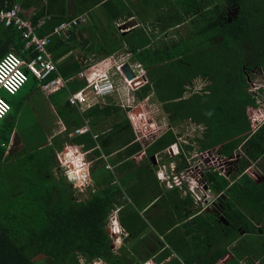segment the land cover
<instances>
[{"label": "trees", "instance_id": "16d2710c", "mask_svg": "<svg viewBox=\"0 0 264 264\" xmlns=\"http://www.w3.org/2000/svg\"><path fill=\"white\" fill-rule=\"evenodd\" d=\"M37 1H46V4L35 12L31 21L34 25L43 22L36 33L40 37L51 36L48 50L53 53L55 60L79 47H84V52L89 54L87 56H106L119 51L132 53L133 59L145 66L150 80V84L142 93H137L140 99L155 91L171 117L181 114L177 121L172 117L173 123L191 120L197 125H206L205 139L200 136L194 139L202 146L201 150L220 147V153L228 158L240 155L232 176L234 180L240 176L241 181L231 188L228 189L229 182L225 178L216 173H207V179L212 187L217 191H225L214 213L211 212L210 218L207 219L209 236L215 241L214 246L217 250L214 252L203 245L197 255L191 254L192 259H188L189 263L198 261V264H217L225 257L227 245H232L236 237L244 233L249 236L256 235L258 239L255 244L257 249H260L254 251L247 245L240 244L232 250V258L227 264H264V227L260 225L264 215V176L257 168L251 169L257 176L263 178L242 175L264 157V123L252 121L248 114L249 109L259 107V96L250 90L255 81L247 73L250 67L255 73H262L264 77V0H205L208 4L200 2L198 6H192L189 0H154L153 3L152 0H143L145 5L149 6L152 3L153 7H157L154 8L155 19L159 18L157 21L163 28L155 35V43L140 26L127 33L119 32L118 21L136 16L129 8L128 0H0V7L6 5L11 7L19 3L28 9ZM160 6L161 8L165 6V10L163 8L160 10ZM96 8L104 11L116 31L114 35H111L108 25L98 27L97 43L93 44L83 34L89 32L88 26H79L71 30L68 37L53 34L56 26L81 15L88 16V13ZM137 12L142 22L144 20L142 11ZM185 12L191 13L190 21L184 17ZM170 15L178 20H171L173 18ZM146 21L147 19L144 24ZM188 22L190 23L187 27L178 30ZM172 28L174 31H170ZM139 29L142 31L139 32ZM0 35L7 38L8 44L10 41L16 44L17 50L25 47L23 31L14 26L7 27L0 23ZM108 39L112 46L105 48L103 42ZM178 46L183 49L179 50L176 48ZM28 49H31L29 51L31 55L32 51L36 54L35 47ZM203 57L206 59L198 63L197 58ZM191 65L196 66L198 70L199 75L195 77L202 76L204 79V88L186 98L185 82L192 81L186 75V70L191 69ZM59 67L64 78L72 77L81 68L78 63L68 71L64 69L62 72L63 64ZM201 67L206 70L201 72ZM56 75L54 74V77ZM32 79L36 80L29 74V81L24 87ZM82 87V83L75 84L71 90L76 92ZM261 91L264 92V89L261 88ZM239 93L244 96L238 97ZM17 96L18 93L13 97ZM215 96L219 101L215 100ZM9 97H11L9 94L3 96L10 104L11 110L0 122V129L11 133L15 128L19 108L14 106ZM191 104L195 105V112H184L182 106L190 107ZM233 109L238 110L236 115H232ZM119 115L123 117V121ZM100 116L102 118L97 119V122L113 117L115 124L119 121L120 125L118 127L114 125L113 131L103 137L104 141L96 139L97 137L94 139L89 132L75 138L74 143L81 145L86 151L92 149V153L102 161L103 154L109 156L119 151L117 154L119 162L124 161L122 157L127 158L125 166L131 169V172H127L120 179L121 183L120 180L115 181L112 173L107 174L110 178L97 183L99 188L88 198L76 196L67 176L57 181L50 175L52 156L43 149L19 159L17 170L19 182L16 187L14 186L16 188L14 196L9 198L2 191L9 190L4 182L3 159L7 151V145H4L6 147L0 153V264H42V260L47 258L50 260L49 264H81L79 255L85 258L86 263L101 259L109 264H134L137 255H140L135 243L130 245L131 250L128 253L115 257L111 237L107 232L109 216L115 210L118 198L125 194L127 180L132 178L135 172H146V175L151 177V181H148L151 185L154 183L152 178L156 173L150 162L138 169L135 168L134 161L130 160L143 150V146L134 142L135 136L126 113L111 103ZM238 119L244 122L245 129L240 135L232 134L230 130L232 124H241ZM82 124L83 121L79 120L73 128H79ZM123 129L125 130L121 133ZM176 142L177 136L171 129L152 142L147 148V153L151 156L162 153ZM6 143H9L8 138ZM97 143L100 147H97ZM193 148V144L185 145L183 153ZM233 190L236 192V199L247 201L252 191L249 205L240 206L249 211L251 208L258 210L261 219L260 223L257 222L259 227L252 224L248 220L249 217L229 199L230 193V198L233 196ZM186 202V205L190 204V200ZM206 214L207 212L202 213V216L196 217L193 221L197 224L202 223ZM222 216L226 219H222ZM231 224L234 227H231ZM125 226L127 227L126 224ZM127 228L130 236L126 242H134L139 231L137 227ZM201 245L197 243L196 248ZM219 245L225 247L220 248ZM182 248L176 245L177 252H182Z\"/></svg>", "mask_w": 264, "mask_h": 264}, {"label": "crops", "instance_id": "0c3cea01", "mask_svg": "<svg viewBox=\"0 0 264 264\" xmlns=\"http://www.w3.org/2000/svg\"><path fill=\"white\" fill-rule=\"evenodd\" d=\"M189 1L192 4V6H198L200 2H202L203 4L205 3L208 4L207 1L205 0H198V1L189 0ZM152 3L145 8L146 10L142 11V17H147V21L145 24L146 27H141V28L148 37L150 36L148 34L147 29L150 30L151 35L154 37H156L155 35L158 34L160 30L162 31L163 29L162 26L157 21L159 18L155 19L156 15L154 8L157 7H153ZM15 4H19V3H15ZM45 4L46 1H41V2L37 1L36 4H32L31 7L28 9L23 8L21 4L19 5L24 10V17L31 19V17L35 14V12L38 11L40 7L45 6ZM162 8L163 10H165V6H162ZM162 8L160 6V10H162ZM133 12L136 13L135 14L136 16L133 18L138 20V24L145 22L146 19L144 18L142 22L139 20L140 15L138 14L137 11H133ZM184 17H187L186 19L188 21L191 18V13L185 12ZM118 22L121 23L126 29L129 28L128 22L124 23V20H120ZM189 23L190 22L186 23L187 25L185 24L184 26L187 27ZM84 26H88L89 27L87 28L88 30L93 28V30L97 32L96 37L97 35H99V31H98L99 28L97 26H93L89 24V19L87 24ZM137 27L139 26H136L135 28ZM153 28H154V32H153ZM155 29H158V32ZM132 30L133 29H131V31ZM86 35H84V37H87L91 42V38H90L91 35L89 34V32H86ZM2 38L3 36L0 35V39ZM11 42L12 41H10V43L8 44L7 38L2 39V45H0V59L10 51H14L17 54H19L23 60H29L31 56L32 57L35 56L33 51H32L33 54L32 55L30 54L29 51L31 49L24 47L21 48L20 50H17V48L15 47L16 44H13ZM19 44L20 43H18V45ZM87 55L89 54L84 52V47H79L76 48L73 52L69 53L68 55H65L57 60L54 59L57 63L60 76H62V74L60 73L61 67H59L61 64H63L62 72L64 71V69H66V71L70 70L71 68L74 67V65H76V63H78L81 66L80 69L78 68L79 72L73 74V77H75L76 80H74V82L72 83H69L67 87H62L57 91H44L43 88L40 86L39 81L37 79L36 80L32 79L30 80V83L23 88L24 90H26L25 93H21V91L23 90L21 89V91L18 93V96L16 98L9 97V100H11L14 106H17L19 108V112L15 119V128L13 129V131L10 133L8 131H5L4 129H0V153L2 152L3 148L6 147V146L4 147V145L5 144L7 145V151L5 152L6 154L3 159V165H4V176H5L4 182L7 185V187H9V190L6 188L7 191L4 190L2 191L6 193V195H8L9 198L14 196L16 191L15 187L19 182L20 176L17 171L19 159L24 158L25 156L29 155L32 152H38L41 149H43V151H47L48 154L52 156V162L50 165V175H52L54 179L58 181L60 179L55 178L58 176L57 172L58 171L64 172V168H63L64 165L61 159L64 153L66 151L69 152L70 149H73L75 150V153L72 154L75 156L78 153L81 155L82 152L80 150H84L81 145H77L74 143L75 138H77L80 135L91 132L93 138L97 137L96 139L99 138V140L101 139L103 140V137H105L106 134H109L111 131H113V129L115 128L114 125H117V127L120 125L119 121L118 124H115V119L113 117H111L109 120L102 119L101 122H97V119L102 118L100 116L102 111H104L105 108L111 106L110 101L106 102L105 100L104 101L98 100L99 102L96 103V106L91 105V107H88L87 105L83 107H77L69 103L70 95L75 93L74 91L71 90V88L75 84L81 83V79L77 78L78 77L77 75L89 67L87 63L101 61L105 57V55L104 56L103 55L87 56ZM70 57H74V58L70 59ZM62 78L64 77L62 76ZM64 79H68V78H64ZM185 84L187 90H185L184 95L186 98H189L191 95L200 92L204 88V83L202 85L199 84L195 85L194 87L192 86L191 82L187 83L186 81ZM132 98L136 99L134 95H131V99ZM145 102L157 103L159 107L161 106L160 108L162 109V113L165 116L166 120H168V123L170 125V127L166 129L157 138L161 137L163 134H166L169 130L172 129L174 134L177 136V142L174 143L173 145L181 146L184 150L186 141L182 140L183 137L182 133L178 129H176L178 125L184 122L186 123L190 122L194 124L195 127L201 128L202 131L198 135H196L194 139L197 136H200V138H202L205 131L207 132V128L205 129L206 125L203 124L197 125L191 120L173 123L172 122L173 119L170 113L167 111V108L164 106V104L158 99V95L156 94L155 91H152L151 94L146 96ZM40 104H42V108L46 110V115L37 117L36 121L30 123L29 126H20L21 113L24 107L26 105H31L36 110ZM142 109L143 108L137 110L136 114L139 113ZM88 112L89 115L87 114ZM125 113L128 118L129 117L128 112ZM248 114L250 117L249 111ZM119 117L121 119L120 115ZM79 120L83 121L82 126L79 128H85V127L89 128V130L83 134H76V130L79 128H73L74 124ZM69 127H71L73 130H71ZM124 130L125 129H123L121 133ZM132 132L134 134L133 130ZM133 136H135L134 142L140 143L143 146V150L132 156L130 160L134 161L135 168L138 169L143 166L145 167L147 164H149V162L151 163V167H154L156 173V176L152 178V181H154L153 183L154 197L151 199V201H148L147 203L145 202L140 203V200L137 196H136L137 200H134L132 197L131 199L129 194H123V197L118 198L117 202L119 201L118 203H120L121 205L118 203L115 204V210L112 211L114 218L112 219H115L118 222L119 227H121L127 233V235L118 237L120 241L123 242L122 246L118 247V250L121 251L120 255L123 256L124 253H128L131 250L130 245L135 243L139 249L140 255H137L136 260H134L133 262L134 264L140 262L141 264H198V261H192L191 263H189L190 261L188 259H192L191 254L196 253L197 255L198 250H201L203 245H206L209 250H214V252L217 250V248H215L214 246L215 241H213L212 237L209 236L210 232L208 231V227H207L208 226L207 219L210 218L211 212L214 213L213 209H207L204 212H200V208L196 206L194 198L190 194L185 195L183 193V190L179 189L178 187L173 189L165 188L163 182L158 176V172L162 167L167 169L166 170L167 172L168 171L170 172L174 166H176L180 170L185 169L189 163L196 162L197 160L196 155L198 154V152H202L205 150H201V149L199 150V148L195 149L196 145L193 144L194 145L193 150L191 151L185 150V153L182 152L180 154L175 155L172 151L168 153L166 149V151L162 153L159 152L151 156L148 155L147 148L157 138L154 139L151 143L144 144L143 142L137 140V136L135 134ZM7 138L9 139V143H6ZM97 147H100L99 143H97ZM216 149L220 150V147H217ZM83 153L85 155L87 154V157L89 155V159L87 161L83 160L82 161L83 165L80 168L74 170L70 168V170L66 175L68 177L70 172H74L76 174L75 176L78 177L77 180L74 178L75 180L73 182H70L68 179V181L72 183L73 189L74 186L77 187L78 185L80 188H83V190H86L87 194L78 195L75 193L77 197L81 196L83 198L86 197L88 198L90 194H94L96 192L97 188H99L97 183H101L105 180L104 178L99 180L98 179L99 174H102L100 176H104L109 173H112L114 175L115 181H118L119 179H122L127 172H131V169H128L127 166H125L127 158L122 157V160L124 161L119 162L117 156L119 151H116L115 153L109 156L103 154L102 157L104 161H102L100 158H97L92 153V149L89 151L85 150V152ZM153 156L155 158L157 156H160L162 159L161 164L163 166L159 167V165H156V161L154 162L152 160ZM68 159L69 158L67 157V160ZM261 160L262 158L258 162H260ZM257 163H255L254 165H256ZM80 170H82L81 178L80 176H77V171ZM216 174H218V176L225 178L229 182L228 189L231 188V186H233L234 184L240 183L241 181L240 176H237V178L234 180L232 174H230L229 177H225L223 175H220L219 173ZM242 175H247L248 177L252 178L250 173L242 174ZM261 178L263 177L260 176V179ZM125 188L127 187L125 186ZM212 189L215 194L222 193V195H225V191H217L213 187ZM251 194L252 191L250 192V196H248V201H251V196H252ZM230 196L231 193L228 197L232 201V203L236 205L238 209L242 208V206H240L241 204L249 205L247 200L241 198L236 199L235 190H233V196L231 198ZM138 200L139 203H137ZM186 200H190V204L186 205L187 203ZM206 212H207L206 214L207 217L204 216L202 223L197 224L193 221L196 217L202 216L201 214ZM111 215L109 216V219ZM248 217H249L248 220L249 221L252 220L255 226L259 225L257 224V221H255L254 223V220L252 217H250V215H248ZM222 219H226V218L222 216ZM263 223H264V215H263L262 223L260 224L261 226L264 227ZM125 224L127 225V227H137L139 232L135 237L134 242H126V239L130 235H129V230L125 226ZM231 227L234 226H232L231 224ZM117 232L118 231H116V234ZM168 234H170V240L168 239ZM247 236L249 235L243 233L241 236L236 237V240L235 242H233L232 245L231 244L227 245V248H225L227 251L225 257L223 259H220L217 264H227L228 261L232 258V254H233L232 250L238 247L240 243L244 240V238ZM110 237H111L110 239L111 245L113 247L114 244L112 243V239L116 240L117 238L115 237V235ZM197 243H200L202 245L196 248ZM176 245L182 246L184 248V249L182 248V252H177ZM219 246L220 248L225 247L223 245H219ZM78 259L82 264L86 263L84 257L79 255ZM94 261H96L95 264L97 263L99 264L100 262H102V264H109L105 260H101V259H95ZM41 263L49 264L50 260L47 258L42 260Z\"/></svg>", "mask_w": 264, "mask_h": 264}, {"label": "built area", "instance_id": "2783aa9c", "mask_svg": "<svg viewBox=\"0 0 264 264\" xmlns=\"http://www.w3.org/2000/svg\"><path fill=\"white\" fill-rule=\"evenodd\" d=\"M87 22V15L78 16L56 26L53 34L68 37V33L71 30L84 26ZM0 23H4L7 27L14 26L18 30L23 31L25 47H35L36 51L35 56L29 60H23L14 51L6 53L0 59V91H5L11 96L16 95L29 81V74H32L39 81L44 91H57L62 87H67L69 83L76 80L73 76L64 79L59 75L57 63L52 53L48 50L51 36L45 35L40 37L36 33L37 28L43 22L34 25L31 19L24 17L22 7L19 4H14L11 7L7 5L0 7ZM131 60V54L125 59L121 56H115L113 60L114 72L111 75H107L105 72L103 74L96 73L97 69H95V65L87 63L89 67L77 75V78L81 79V83L84 85L80 90L70 95L69 103L77 107L86 105L91 107V105H95V102H99L100 98L111 96L116 99H126L120 105L124 109L127 107L132 109L136 103V99H131V91L142 89L148 81L143 65L141 63H131ZM126 64L132 68L135 74L131 80L127 79L122 72V68ZM54 74H57L56 77H54ZM118 75L122 77L116 83L113 79ZM261 88L264 89V87L257 86L255 82L252 84V91L256 92L257 96H259V107L251 109L253 113L251 120L258 123L264 122V119L258 114V112L262 113L261 104L259 103L260 98H264V92H260ZM262 104H264V100ZM10 110V104L0 96V122L7 116ZM88 130V127L79 128L76 130V134H83ZM144 134H146L144 135L146 139L148 133ZM171 151L177 155L180 149L177 145H172L170 148H167L168 153ZM196 157V162L189 163L185 169L180 170L174 166L170 172H167V169L162 167L158 172V176L165 188L173 189L178 187L183 190L185 195L190 194L194 198L196 206L200 208V212H204L207 209L216 208L222 196V193H214L211 182L207 179V173H219L220 175L229 177L234 168L233 162L235 159L222 155L218 149L198 152ZM77 176H79L78 173ZM74 178L77 180L78 177L75 176ZM112 220L113 224H115L116 220ZM109 228L112 227L109 225ZM116 230L118 231V229ZM121 232L127 234L122 228Z\"/></svg>", "mask_w": 264, "mask_h": 264}, {"label": "rangeland", "instance_id": "374dc122", "mask_svg": "<svg viewBox=\"0 0 264 264\" xmlns=\"http://www.w3.org/2000/svg\"><path fill=\"white\" fill-rule=\"evenodd\" d=\"M153 1L154 0H152V2ZM127 2H128V6L131 9V11H140L141 12V11L146 10L145 8L147 7V5L144 4L143 0H135V2H134V0H128ZM171 17L173 18L171 20H178V18L175 19L173 16H171ZM87 18L89 19V24H91L93 26L104 27V26L108 25V28H109L111 35L115 34L116 31H115V29H113L114 27L112 26V23L108 20L107 16L105 15L104 11L101 8H96L92 12L88 13ZM142 18L147 19V17H142ZM127 22L129 23V26L131 25V27L126 29V31L129 29H133L136 26L146 27V25L144 23L138 24V20H136L135 18H129L127 20L124 19V23H127ZM184 27L185 26H182L178 30H182ZM175 28H177V27H175ZM155 30H157V32H158V29H155ZM106 31H107V29L104 32H106ZM126 31H124V32H126ZM138 31L141 32L142 30L139 29ZM138 31H137V33H138ZM147 31H148L150 38L155 43V41H156L155 37L151 35L150 30L147 29ZM170 31H173V28ZM78 32H80V30H78ZM153 32H154V28H153ZM96 33L97 32L95 30H93V28H91L89 30V34L91 35L90 38H91L92 44L97 43ZM172 34H174V33H169V35H172ZM84 35H86V33H84ZM103 44H105V48H108L109 45L112 46L111 45L112 42L110 43V39H108L107 41H104ZM176 48H178L179 50L183 49L181 46H178ZM117 53L121 54V57L123 59L127 58L128 55L131 54L130 52L128 53V52H124V51H119V52H116L115 54H117ZM205 59H206L205 57L197 58V62L200 63V62L204 61ZM192 63H194V62H192ZM205 70L206 69L204 67H201V72H204ZM248 70H250V71H247V73H249L250 77H252L253 80L255 81V83H257V86L264 87L263 74L258 73V72L255 73L254 69L250 68V67H248ZM186 71H187L186 75L188 76V78L191 80H194L195 83L199 84L203 80V78H201L202 76L201 77H195V76L199 75L198 70H196V66L191 65V69L186 70ZM173 81L176 82V80H173ZM254 89H255V87H254ZM250 90L252 91V88ZM25 92H26V90H24V89L21 91V93H25ZM3 95L4 96L7 95L6 92L0 91V96H3ZM243 96H244V94H242V93L238 94V97H243ZM11 98H13V96H11ZM214 98L216 101H219L217 96H215ZM263 100H264V98L263 99L260 98L259 103L261 104L262 113L258 112V114L261 118L264 119V104H262ZM115 103L117 105L120 104L119 102H115ZM160 107L157 103H151V102H145L144 101L140 104L139 102L136 101V103L133 105L131 112L128 111V116L131 118V120H129V121H130V124L132 126V130L134 131V134L137 136V140H139L140 142H143L144 144L151 143L154 139H156L166 129H168L170 127L168 120H166L165 116L162 113V109ZM140 108H143V109L139 113L136 114L137 110H139ZM182 108H183L184 112H195V105H192V104L190 105V107L186 105V106H182ZM232 112L234 113L232 115H236L238 110L233 109ZM249 113H250V118H252V114H253L252 110H249ZM44 115H46V110H44L42 108V104H40L36 110L33 106L26 105L24 107L22 113H21V121H20L21 125L20 126H29L30 123H33L36 121L37 117L44 116ZM180 116H181V114H177V115H174L172 117L174 120L177 121L180 119ZM122 118L123 117H121V120H122ZM239 122L241 124H239V123L232 124V126L230 127L232 134H239L240 135L244 131V129H245L244 122H242L240 120H239ZM110 124H111V122H110ZM206 128H207V126L205 127V129ZM176 129H178L182 133V135H183L182 140L183 141H186L187 143H193L194 145H196L195 149L199 148V150H200V148L202 146L200 145V143L198 145V143H196L194 141V137L202 131L201 128L195 127V125L190 123V122H187V123L184 122V123L178 125L176 127ZM144 133H148V135L146 136V139L144 136L146 134H144ZM223 136L224 135L222 133L221 137H223ZM202 138L205 139V136L203 135ZM211 149H213V148H211ZM70 150L75 151L73 149H70ZM80 151L82 152V154L80 155L78 153L77 159H79L81 161H83V160L87 161L89 159V155L87 157V154L85 155L83 153V152H85V150H80ZM68 153L69 152L66 151L64 153V155L62 154L63 156L61 157V159H62L63 165H64V167H63L64 172L58 171L57 172L58 176L55 177L57 179H62V177H65L67 175L68 171L70 170V167H68V163H67V161H68L67 160V154ZM155 161H156V165H159V167L163 166L161 164L162 159L160 156H157L155 158ZM255 168H257L258 171L264 176V157L262 158V160L260 162H258L255 165ZM100 175H102V174H99V178H98L99 180H101L102 178H104V179L110 178V175H104V176H100ZM129 176H131V174H129ZM149 180L151 181V177H149V175H146V172H142V171L135 172L134 176L127 180V184H126L127 188H125V194H129L130 198L132 197L134 200H137L136 199V196H137L140 200V203L141 202L147 203L148 201H151V199L154 197L153 196L154 187L152 186L153 184L151 185L148 183ZM120 183H121V180H120ZM74 190H75V193L78 195L87 194L86 190H83V188H80L78 185H77V187L74 186ZM128 192H130V193H128ZM139 200H138V203H139ZM240 210L243 211L246 216L251 215L253 220H254V223H255V221L260 222L261 219L258 215V210L251 208L249 211L243 207L240 208ZM112 218H114L113 213H112V215L108 221V224H110L112 222ZM237 222L239 223L238 220H237ZM113 227H115L116 229H117V227H119L117 221ZM116 229H115V231H116ZM173 235H171V236H173ZM168 239L170 240V234H168ZM257 239H258V237L256 235L247 236L244 238V240L240 244H242V245L245 244L249 247V249L252 248L254 251H258L260 248L257 249V246L255 244L257 242L256 241ZM112 243L114 244L112 247V249H114L113 252L115 254V257H117L116 255H120V252H121L120 250H118V247L122 246L123 242L120 241L119 238H117L116 240L112 239ZM84 264H88V263H84ZM99 264H102V262H100Z\"/></svg>", "mask_w": 264, "mask_h": 264}, {"label": "clouds", "instance_id": "9594fccd", "mask_svg": "<svg viewBox=\"0 0 264 264\" xmlns=\"http://www.w3.org/2000/svg\"><path fill=\"white\" fill-rule=\"evenodd\" d=\"M119 24H121V23H117V27L120 29V32L122 33H127V32H129V31H131V29L130 30H127L126 31V28H123V25L121 24V25H119ZM122 27V28H121ZM134 29V28H133ZM124 31H126V32H124ZM112 56H113V58H112ZM115 56H121V54H119V53H117V54H112V55H107V56H105L101 61H95V62H92L91 64H93V65H95V69H97V71H96V73H100V74H103V72H105V73H107V75L109 74V75H111L113 72H114V65H113V60H114V57ZM131 58H132V60H131V63H141V62H138V61H136V60H134L133 59V56H132V53H131ZM142 64V63H141ZM126 65H128V64H126ZM143 65V64H142ZM128 67H129V69L131 70V72L133 73V75L135 76V74H134V71L132 70V68L128 65ZM143 68L146 70V74H145V76H146V79H147V84L142 88V89H140V90H136V91H131V94L132 95H134L135 96V98H136V101L137 102H139L140 104L142 103V102H144L145 100H146V97L144 98V99H140L138 96H137V93H142V91H143V89H145L149 84H150V80H149V78H148V75H147V69L145 68V66L143 65ZM122 72H123V74H124V76H126L125 75V73H124V71H123V68H122ZM122 76H117L115 79H113L114 81H116V83H118L119 82V78H121ZM126 78H127V76H126ZM128 79V78H127ZM133 79V78H132ZM129 80H131V79H129ZM100 100H102V101H106V102H108V101H110V103H112V104H114L115 106H118V107H120L121 108V110L123 111V112H128V111H131L132 109L131 108H129V107H127L126 109H124L120 104L122 103V101H126V99H116V98H113V97H111V96H106V97H104V98H100ZM114 100V101H113ZM115 102H119L120 104L119 105H117ZM93 106H96V102H95V105H93ZM129 118V120H131L130 119V117H128ZM264 122H262V124H263ZM191 144H193V143H187L186 142V145H191ZM194 146V145H193ZM179 147V149H180V151H179V153L178 154H180V153H182L183 152V148L181 147V146H178ZM216 149V148H215ZM209 150V149H208ZM219 150V149H218ZM223 155V154H222ZM240 158V155H235L234 156V158H232V159H235L234 160V162H233V166H234V168H233V170H232V173L231 174H233V172H234V169H235V163H236V161H237V159H239ZM255 164V163H254ZM253 164V166H251L250 168H248L247 170H245V172L243 173V174H247V173H250V175L252 176V178H260V176H257L256 174H255V172L251 169V168H255V165ZM248 171V172H247ZM223 196V195H222ZM221 196V197H222ZM221 197H220V199H221ZM217 208V207H216ZM215 210V208L213 209V211ZM113 221V220H112ZM109 225H110V227H112V228H109ZM114 226V224H113V222H111L110 224H108V228L107 229H109V231H110V236H113V235H115V237L116 238H118V237H120V236H123V235H127V234H123L122 232H121V227H117V229H118V232H117V234H116V231H115V227H113ZM114 229V230H113ZM95 262L96 261H92L91 263H89V262H87L88 264H95Z\"/></svg>", "mask_w": 264, "mask_h": 264}, {"label": "bare ground", "instance_id": "6f19581e", "mask_svg": "<svg viewBox=\"0 0 264 264\" xmlns=\"http://www.w3.org/2000/svg\"><path fill=\"white\" fill-rule=\"evenodd\" d=\"M67 157L69 158L68 159V167L72 168V170L74 169H77V168H80L82 167V161L77 159V155H73L72 154V151H69V153L67 154ZM81 161V162H80ZM78 175L80 176V178L82 177V172L81 170L80 171H77ZM75 174V173H74ZM76 175V174H75ZM117 231V230H116Z\"/></svg>", "mask_w": 264, "mask_h": 264}, {"label": "water", "instance_id": "95a60500", "mask_svg": "<svg viewBox=\"0 0 264 264\" xmlns=\"http://www.w3.org/2000/svg\"><path fill=\"white\" fill-rule=\"evenodd\" d=\"M129 27H131V25ZM123 28H125V27L123 26ZM123 71H124V73H125V75L127 76L128 79L134 78V75L131 72V70L129 69L128 65H125L123 67ZM152 160L155 162V157L154 156L152 157ZM74 176H75L74 172L69 173L68 179H69L70 182L74 181ZM107 232H108V234H110L109 229H107Z\"/></svg>", "mask_w": 264, "mask_h": 264}, {"label": "flooded vegetation", "instance_id": "af4514ba", "mask_svg": "<svg viewBox=\"0 0 264 264\" xmlns=\"http://www.w3.org/2000/svg\"><path fill=\"white\" fill-rule=\"evenodd\" d=\"M192 86L194 87L195 85H198L197 83L194 82V80L191 81ZM204 83V79L199 83V85H202ZM250 222L253 224V221L250 220ZM257 227H259V225H257ZM262 227V226H261Z\"/></svg>", "mask_w": 264, "mask_h": 264}]
</instances>
